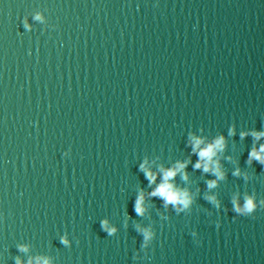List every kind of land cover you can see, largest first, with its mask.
Wrapping results in <instances>:
<instances>
[{
  "label": "water",
  "instance_id": "obj_1",
  "mask_svg": "<svg viewBox=\"0 0 264 264\" xmlns=\"http://www.w3.org/2000/svg\"><path fill=\"white\" fill-rule=\"evenodd\" d=\"M259 134L264 0H0V264H264Z\"/></svg>",
  "mask_w": 264,
  "mask_h": 264
},
{
  "label": "clouds",
  "instance_id": "obj_2",
  "mask_svg": "<svg viewBox=\"0 0 264 264\" xmlns=\"http://www.w3.org/2000/svg\"><path fill=\"white\" fill-rule=\"evenodd\" d=\"M259 135H264V134H259ZM202 141L197 139L195 140V146L197 149L200 148ZM223 138H219L215 141L214 145H209L206 148L202 149L199 151V156L201 158V161H211L212 157L215 153V151L217 149H220L223 147ZM250 159H257L260 160L261 163H264V148H261L259 151L257 150H253L251 153V157ZM185 165L181 164L179 165V168H183ZM197 168L201 167V164H197L196 165ZM179 168L177 170H169L165 173V180H169L170 178H172L175 174L176 171L179 170ZM204 170L205 171H209L210 170V164H205L204 165ZM149 176H151V173L148 174ZM154 179V177H153ZM210 187L215 186V182H210L209 184ZM160 195L161 197H163L165 199L166 202L169 203H174L177 201H180L184 204V206L186 207L189 203V200L187 199V194L186 193H181L177 190H174L173 186L169 183H164L162 186L158 187V189L156 190V193ZM254 208L253 202L251 199H249L245 206H244V210L245 211H252ZM240 209L237 208V211H239ZM137 211H139V208H137Z\"/></svg>",
  "mask_w": 264,
  "mask_h": 264
}]
</instances>
